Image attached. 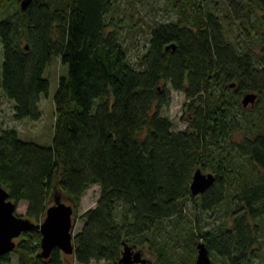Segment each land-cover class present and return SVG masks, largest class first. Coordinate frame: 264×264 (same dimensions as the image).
Instances as JSON below:
<instances>
[{
  "label": "trees",
  "instance_id": "16d2710c",
  "mask_svg": "<svg viewBox=\"0 0 264 264\" xmlns=\"http://www.w3.org/2000/svg\"><path fill=\"white\" fill-rule=\"evenodd\" d=\"M164 3L172 13L152 18L131 42L128 31L146 26L145 18L121 14L120 0H31L26 7L0 0V85L16 118L41 116L47 66L55 57L68 64L54 91L52 141L2 128L0 179L16 203L27 200L24 215L36 222L55 188L75 211L87 187L101 185L74 233L71 252L81 263L117 259L126 239L162 264H189L169 247L199 235L224 261L254 264L264 247V0ZM172 88L189 98L185 127L161 112ZM250 90L257 98L244 105L240 97ZM197 166L215 173L196 195L201 207L222 211L206 229L185 211L188 199L197 201L190 185ZM41 233L36 225L23 230L12 249L0 251V264L12 253L19 264H66L59 246L40 253L34 240Z\"/></svg>",
  "mask_w": 264,
  "mask_h": 264
},
{
  "label": "rangeland",
  "instance_id": "374dc122",
  "mask_svg": "<svg viewBox=\"0 0 264 264\" xmlns=\"http://www.w3.org/2000/svg\"><path fill=\"white\" fill-rule=\"evenodd\" d=\"M120 3H121L120 5L121 14H130L131 16L140 15V16H144L145 18L146 26L144 27L139 26L140 28L136 30H131L130 32L128 31L127 38L131 42H132V38L133 40H136V38H138L144 31L146 32L147 30L146 28L148 27L149 24V23L147 24V22H149L152 18H160V17L163 18L170 15L173 11L169 7V5H166V3H164V0H153V2H151L150 0H120ZM4 11L7 12V8H5ZM2 61H3V47L0 40V80H1ZM66 71H68V64L64 63L60 57L53 58V60L47 66L45 73L50 78V91L48 92V94L41 95L39 104L42 110V114L37 119L28 116L24 118H16L14 116V101L12 98L8 97L3 92L0 85V130L6 126H14L15 128H17L19 134L23 137L34 138L40 142L50 143L52 141V134L54 131V120H55L54 91L56 89L58 77L60 76L61 73ZM171 96L172 97L170 103L162 106L161 112L168 114L170 116L173 122V126L175 128L185 127L188 125L189 112L186 101L189 98L185 95L183 90H179L175 88H172ZM248 104L250 105L253 103L249 101ZM262 126L264 129V117L262 119ZM203 170L209 171L211 169L208 166H204ZM248 170L247 172H249ZM100 191H101V185L98 182L92 183L84 191L80 203L76 207V210L73 211L74 232H76L81 228L85 220L81 216L82 211L90 206H94L97 203V198L100 194ZM56 193H59L62 199L66 201H70V199L63 193L62 190L55 188L50 195L49 204L54 201ZM196 198L197 201L191 198L187 200L188 204L185 207V211L189 213L191 216H193L195 219L199 215L200 219L198 220L201 223L202 228L206 229L209 226H211V224L219 220V217L222 215V211L221 210L218 211L217 209H203L198 200V197ZM16 210L21 214H26L27 200L24 198L19 199V201L16 204ZM227 217H229V215H227ZM192 222L193 221H191V223ZM186 224H188L189 226L190 222L185 221L184 228ZM194 227L197 228L196 232L198 231V229H201L198 227V225H195ZM20 234L16 235L15 239H18L20 237ZM200 237L201 236L198 235L196 237V241H198L197 239H199ZM175 239L177 238L174 236L173 239H171L170 241L171 244L173 245L177 244L176 243L177 241H175ZM36 241H38V243H40L41 246V238L40 240L37 239L34 240V242ZM169 248L171 250L170 252L172 255L178 254V252H180L181 254L182 253L187 254L185 256L186 258L188 257L189 264H196V256L198 251L197 242H186V243H182L180 246L178 245H176L175 247L170 246ZM143 252L145 255L150 256L155 262V264H162L160 259H158V255H156V253H154L153 251L143 249ZM210 254L214 264H230L224 261V258L222 256H219L215 252L210 251ZM12 256H13V261H11L9 264H19L16 261L17 255L15 253H12ZM65 260H66V264H86L78 261L75 255L72 254V252H67V254L65 255ZM253 262L254 264L257 263L264 264V247L258 250L256 259L253 260ZM88 264H117V259L114 260L107 258L92 259L91 262Z\"/></svg>",
  "mask_w": 264,
  "mask_h": 264
},
{
  "label": "water",
  "instance_id": "95a60500",
  "mask_svg": "<svg viewBox=\"0 0 264 264\" xmlns=\"http://www.w3.org/2000/svg\"><path fill=\"white\" fill-rule=\"evenodd\" d=\"M30 1L20 0L22 7H26ZM169 45L175 46V43L167 44ZM231 83L234 84V80ZM257 94L254 90L244 92L241 97L243 104L247 105L249 101L254 103ZM214 178L215 173L212 170L205 171L201 166H197L190 183L192 193L195 195L203 191ZM16 204L0 179V251L12 249L17 243L15 236L34 225L38 226L42 232L40 253L43 256L50 255L55 246H59L66 252L74 250V207L71 202L62 199L60 194L56 193L54 201L47 205L44 218L38 222L19 213L16 210ZM197 248L196 264H214L205 240L199 239ZM137 261H140V264H155L150 256L144 254L141 247L123 239L117 264H136Z\"/></svg>",
  "mask_w": 264,
  "mask_h": 264
},
{
  "label": "flooded vegetation",
  "instance_id": "af4514ba",
  "mask_svg": "<svg viewBox=\"0 0 264 264\" xmlns=\"http://www.w3.org/2000/svg\"><path fill=\"white\" fill-rule=\"evenodd\" d=\"M198 194H199V193L195 194V196L198 195ZM139 263H141V262H136V264H139Z\"/></svg>",
  "mask_w": 264,
  "mask_h": 264
}]
</instances>
